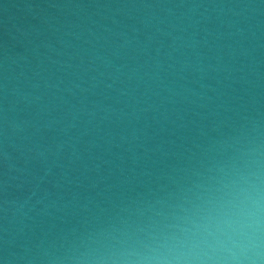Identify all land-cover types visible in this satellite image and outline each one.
I'll list each match as a JSON object with an SVG mask.
<instances>
[{"label": "water", "instance_id": "water-1", "mask_svg": "<svg viewBox=\"0 0 264 264\" xmlns=\"http://www.w3.org/2000/svg\"><path fill=\"white\" fill-rule=\"evenodd\" d=\"M256 158L264 0H0V264L142 252Z\"/></svg>", "mask_w": 264, "mask_h": 264}, {"label": "clouds", "instance_id": "clouds-1", "mask_svg": "<svg viewBox=\"0 0 264 264\" xmlns=\"http://www.w3.org/2000/svg\"><path fill=\"white\" fill-rule=\"evenodd\" d=\"M119 256L111 264H264V165L256 158L221 169L142 252Z\"/></svg>", "mask_w": 264, "mask_h": 264}]
</instances>
